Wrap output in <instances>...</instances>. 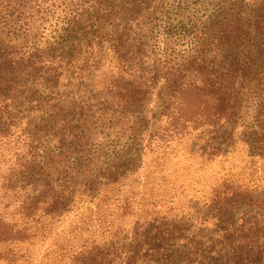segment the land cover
I'll return each instance as SVG.
<instances>
[{
	"label": "rangeland",
	"instance_id": "rangeland-1",
	"mask_svg": "<svg viewBox=\"0 0 264 264\" xmlns=\"http://www.w3.org/2000/svg\"><path fill=\"white\" fill-rule=\"evenodd\" d=\"M24 53L45 81L0 86V116L67 210L32 264H264V0H0V55ZM196 68L223 104L172 105Z\"/></svg>",
	"mask_w": 264,
	"mask_h": 264
},
{
	"label": "trees",
	"instance_id": "trees-1",
	"mask_svg": "<svg viewBox=\"0 0 264 264\" xmlns=\"http://www.w3.org/2000/svg\"><path fill=\"white\" fill-rule=\"evenodd\" d=\"M243 23L240 22V25ZM254 27L258 29L256 31H259L257 22ZM37 48H39L37 45L33 46L25 53L35 51ZM25 53L22 56H17L16 53L0 55V86L10 83L6 95L0 87V99L3 95L12 99L14 85L25 87L32 81H45L44 65L46 62L31 60L30 53L28 55ZM215 63V59L204 60L202 58L200 61L201 66ZM6 64L7 66L3 68L2 65ZM35 70L39 72V75L36 76ZM22 71L27 72L26 76L21 74ZM194 73V77L180 78V84L176 83L179 94L176 92L173 96L172 105L177 102L178 97L188 94L189 91L186 89L189 88L196 91L192 93L194 96L213 98L217 103L223 104L226 94L225 86H223L224 80L215 78L216 82H213L202 74L199 68H196ZM225 73L227 77L237 75L236 70H227ZM141 87L136 84L128 92H125V88L122 91L125 92L124 95L119 94L117 99L136 101L143 96ZM2 107L4 108V105ZM30 137L29 132L17 129L12 118L2 120L0 116V264H32L40 251H42L41 259L43 260L48 251L45 249L44 254L42 248L46 244L54 216L57 215V218L67 211L59 202L60 196H53L46 186L32 180L35 155L32 149L33 140ZM22 148L25 152L20 151ZM217 152L215 154L211 152L207 157L215 156ZM50 202L56 204L55 210H52L53 204ZM10 209L12 211H9ZM251 246L252 244L248 247ZM62 250L61 248L56 249V259H62L64 256Z\"/></svg>",
	"mask_w": 264,
	"mask_h": 264
}]
</instances>
